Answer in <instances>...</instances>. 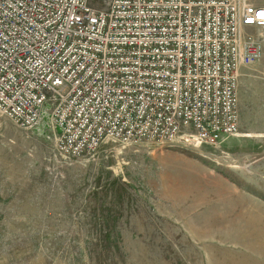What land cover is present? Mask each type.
Listing matches in <instances>:
<instances>
[{
    "label": "built area",
    "instance_id": "2783aa9c",
    "mask_svg": "<svg viewBox=\"0 0 264 264\" xmlns=\"http://www.w3.org/2000/svg\"><path fill=\"white\" fill-rule=\"evenodd\" d=\"M251 1L0 0V115L24 130L47 116L65 161L109 142L218 146L263 55Z\"/></svg>",
    "mask_w": 264,
    "mask_h": 264
},
{
    "label": "rangeland",
    "instance_id": "374dc122",
    "mask_svg": "<svg viewBox=\"0 0 264 264\" xmlns=\"http://www.w3.org/2000/svg\"><path fill=\"white\" fill-rule=\"evenodd\" d=\"M242 89L239 135L218 146L109 142L65 161L47 116L0 115V264H264V66Z\"/></svg>",
    "mask_w": 264,
    "mask_h": 264
},
{
    "label": "crops",
    "instance_id": "0c3cea01",
    "mask_svg": "<svg viewBox=\"0 0 264 264\" xmlns=\"http://www.w3.org/2000/svg\"><path fill=\"white\" fill-rule=\"evenodd\" d=\"M262 61H264V60H262ZM262 61L260 60L257 64H255L251 68H245V69L241 70V77L239 79V86H238V93H239V95H238V97H239V99H238V102H239V104H238V112H239V117H240V112L243 111V104H242L243 103V100H242V95L243 94L242 93L244 91H246V89H247V91H251L250 90L251 88H246L244 90L242 89L243 85L245 83V79L246 78H250L251 77V73L256 72V69L259 70V69H261L262 66H264V63ZM252 93H255V92H252ZM252 96H254V95H252ZM260 103L261 102H258V104H260ZM239 120H240V118H239Z\"/></svg>",
    "mask_w": 264,
    "mask_h": 264
},
{
    "label": "snow or ice",
    "instance_id": "6c2138e0",
    "mask_svg": "<svg viewBox=\"0 0 264 264\" xmlns=\"http://www.w3.org/2000/svg\"><path fill=\"white\" fill-rule=\"evenodd\" d=\"M262 15H264V13H262Z\"/></svg>",
    "mask_w": 264,
    "mask_h": 264
}]
</instances>
